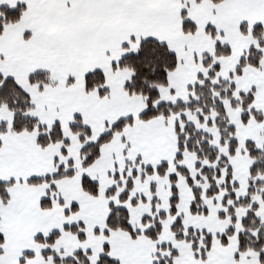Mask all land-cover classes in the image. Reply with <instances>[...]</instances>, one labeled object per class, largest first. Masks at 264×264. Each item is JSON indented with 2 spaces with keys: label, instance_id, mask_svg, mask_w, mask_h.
I'll list each match as a JSON object with an SVG mask.
<instances>
[{
  "label": "snow or ice",
  "instance_id": "snow-or-ice-1",
  "mask_svg": "<svg viewBox=\"0 0 264 264\" xmlns=\"http://www.w3.org/2000/svg\"><path fill=\"white\" fill-rule=\"evenodd\" d=\"M0 264H264V0H0Z\"/></svg>",
  "mask_w": 264,
  "mask_h": 264
}]
</instances>
